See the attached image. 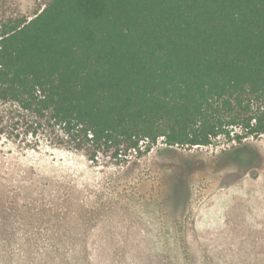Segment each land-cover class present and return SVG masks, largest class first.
<instances>
[{
  "label": "trees",
  "instance_id": "obj_1",
  "mask_svg": "<svg viewBox=\"0 0 264 264\" xmlns=\"http://www.w3.org/2000/svg\"><path fill=\"white\" fill-rule=\"evenodd\" d=\"M0 103L90 160L244 145L264 133V0H43L31 17L0 0Z\"/></svg>",
  "mask_w": 264,
  "mask_h": 264
},
{
  "label": "rangeland",
  "instance_id": "obj_2",
  "mask_svg": "<svg viewBox=\"0 0 264 264\" xmlns=\"http://www.w3.org/2000/svg\"><path fill=\"white\" fill-rule=\"evenodd\" d=\"M16 114L0 116V264H264V133L116 163L35 142Z\"/></svg>",
  "mask_w": 264,
  "mask_h": 264
}]
</instances>
